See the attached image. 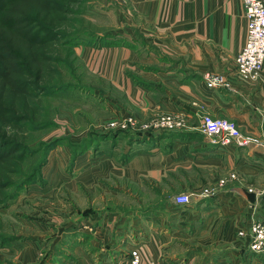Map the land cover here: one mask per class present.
<instances>
[{"label": "crops", "instance_id": "1", "mask_svg": "<svg viewBox=\"0 0 264 264\" xmlns=\"http://www.w3.org/2000/svg\"><path fill=\"white\" fill-rule=\"evenodd\" d=\"M112 1L122 4L127 28L117 38L122 44L78 53L83 62L91 57L92 70L113 88L107 120L124 123L126 132L119 133L128 143L116 146L125 147L121 155H132L120 164L116 149L106 147L105 156L96 158V175L136 180L146 172L160 181L165 171L175 179L169 188L190 198L187 205L166 202L152 217L133 220L143 262L264 264V253L250 252L246 238L237 235L253 223L264 225V60L256 80L237 77L233 59L245 38L239 0ZM207 77H221L222 83L208 87ZM202 113L233 121L250 141L211 144L199 130ZM165 116L181 126L171 131L147 126ZM118 134L107 139V146ZM94 176L89 174L91 184ZM125 245L116 261L78 264H126L131 247Z\"/></svg>", "mask_w": 264, "mask_h": 264}, {"label": "rangeland", "instance_id": "2", "mask_svg": "<svg viewBox=\"0 0 264 264\" xmlns=\"http://www.w3.org/2000/svg\"><path fill=\"white\" fill-rule=\"evenodd\" d=\"M64 4L68 24L58 33H67V38L62 36L56 51L63 63L58 67L53 93L38 92L42 94L38 97L41 120L29 125L26 155L14 178L21 188L7 190L11 199L0 207V264H78L83 259L98 263V259L109 257L116 261L123 256L120 249L125 244L131 248L140 244L133 220L159 213L161 205L171 203L178 194L173 192L175 179L165 171L161 182L146 172L136 180L96 175L97 159L105 156L106 147L116 149L113 154L120 155V164L132 153L126 151L124 157L125 147L116 146L128 143L121 140L125 127H109L112 122L120 123L107 120L110 105L106 100L113 88L92 70L91 57L85 62L79 58L78 49L120 45L117 38L127 28L121 3L71 0ZM70 35L74 37L67 41ZM132 37L141 40L136 33ZM115 134V144L107 146V139ZM83 154L85 160L76 162ZM91 172L95 175L92 184ZM28 178L31 182L23 183ZM80 221L84 225H79ZM103 221L107 227L102 226ZM121 232L127 234L126 240ZM242 233L247 245L249 229Z\"/></svg>", "mask_w": 264, "mask_h": 264}, {"label": "trees", "instance_id": "3", "mask_svg": "<svg viewBox=\"0 0 264 264\" xmlns=\"http://www.w3.org/2000/svg\"><path fill=\"white\" fill-rule=\"evenodd\" d=\"M70 1L0 0V207L11 199L7 190L21 188L14 178L26 155L29 125L41 120L38 92L54 91L63 63L56 51L67 38L58 30L68 24L64 3Z\"/></svg>", "mask_w": 264, "mask_h": 264}, {"label": "built area", "instance_id": "4", "mask_svg": "<svg viewBox=\"0 0 264 264\" xmlns=\"http://www.w3.org/2000/svg\"><path fill=\"white\" fill-rule=\"evenodd\" d=\"M244 20L245 38L242 47L236 53L233 63L237 77L244 81L256 80L262 70L264 60V3L263 0H239ZM221 77H207V86L214 87L221 84ZM127 122H130L127 121ZM147 126L162 130H175L181 123L169 116L150 121ZM145 126V128L147 127ZM110 128H124V123H110ZM199 130L213 145L235 144L244 146L250 141L243 137L233 121L224 118L211 117L206 113L199 116ZM190 198L186 194H177L172 203L179 206L189 204ZM239 237H244L240 231ZM247 249L255 254L264 253V225L253 223L249 227ZM126 264H159L156 261L143 262L141 247L136 245L127 252Z\"/></svg>", "mask_w": 264, "mask_h": 264}]
</instances>
